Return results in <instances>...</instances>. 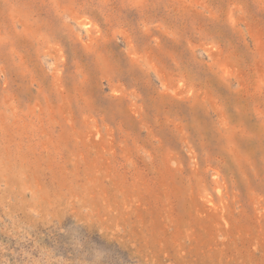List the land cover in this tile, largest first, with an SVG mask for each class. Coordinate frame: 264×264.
<instances>
[{
	"label": "rangeland",
	"instance_id": "obj_1",
	"mask_svg": "<svg viewBox=\"0 0 264 264\" xmlns=\"http://www.w3.org/2000/svg\"><path fill=\"white\" fill-rule=\"evenodd\" d=\"M0 264H264V0H0Z\"/></svg>",
	"mask_w": 264,
	"mask_h": 264
}]
</instances>
